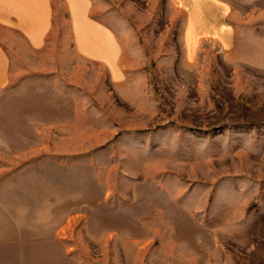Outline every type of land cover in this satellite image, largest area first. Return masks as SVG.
Instances as JSON below:
<instances>
[{
	"label": "rangeland",
	"instance_id": "rangeland-1",
	"mask_svg": "<svg viewBox=\"0 0 264 264\" xmlns=\"http://www.w3.org/2000/svg\"><path fill=\"white\" fill-rule=\"evenodd\" d=\"M216 1L228 49L172 0H51L38 51L0 27V264H264V0Z\"/></svg>",
	"mask_w": 264,
	"mask_h": 264
},
{
	"label": "crops",
	"instance_id": "crops-1",
	"mask_svg": "<svg viewBox=\"0 0 264 264\" xmlns=\"http://www.w3.org/2000/svg\"><path fill=\"white\" fill-rule=\"evenodd\" d=\"M64 1L74 15L77 11L81 12L84 7V0ZM172 1L184 13L183 38L190 51H194L197 42L201 41H218L223 49L232 46L234 40L231 30L224 25L217 28L214 26L216 19L228 18L227 10L222 3L216 0ZM72 22L78 52L91 59H98L113 65L118 54L114 36L109 31H107L108 34L103 33L96 28V23L82 20L78 16H73ZM51 26V0H0V27L16 32L23 38L30 50H41ZM8 70L9 60L0 46V89L4 88L8 82ZM111 71L113 72L112 68Z\"/></svg>",
	"mask_w": 264,
	"mask_h": 264
}]
</instances>
